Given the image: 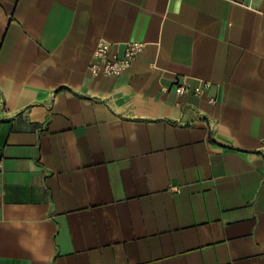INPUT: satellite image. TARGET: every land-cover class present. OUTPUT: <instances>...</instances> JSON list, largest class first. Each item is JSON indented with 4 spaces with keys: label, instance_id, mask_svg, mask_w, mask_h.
<instances>
[{
    "label": "crops",
    "instance_id": "0c3cea01",
    "mask_svg": "<svg viewBox=\"0 0 264 264\" xmlns=\"http://www.w3.org/2000/svg\"><path fill=\"white\" fill-rule=\"evenodd\" d=\"M0 264H264V0H0Z\"/></svg>",
    "mask_w": 264,
    "mask_h": 264
},
{
    "label": "built area",
    "instance_id": "2783aa9c",
    "mask_svg": "<svg viewBox=\"0 0 264 264\" xmlns=\"http://www.w3.org/2000/svg\"><path fill=\"white\" fill-rule=\"evenodd\" d=\"M142 49L143 44L140 42H129L119 49L111 43L99 41L93 50L89 71L95 76H119L130 68ZM208 86L207 82L203 84L204 88ZM174 91L176 94H181L184 88L179 85ZM200 91L201 89H196V94Z\"/></svg>",
    "mask_w": 264,
    "mask_h": 264
}]
</instances>
